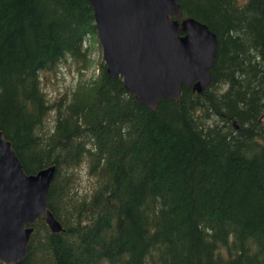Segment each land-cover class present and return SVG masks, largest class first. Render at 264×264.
<instances>
[{
    "label": "trees",
    "instance_id": "1",
    "mask_svg": "<svg viewBox=\"0 0 264 264\" xmlns=\"http://www.w3.org/2000/svg\"><path fill=\"white\" fill-rule=\"evenodd\" d=\"M178 1L217 35L212 80L153 111L100 58L44 92L43 72L91 66L87 0H0V130L25 172L56 164L63 227L39 217L15 264H264V0Z\"/></svg>",
    "mask_w": 264,
    "mask_h": 264
},
{
    "label": "water",
    "instance_id": "2",
    "mask_svg": "<svg viewBox=\"0 0 264 264\" xmlns=\"http://www.w3.org/2000/svg\"><path fill=\"white\" fill-rule=\"evenodd\" d=\"M106 72L121 77L134 98L155 111L167 97L179 101L181 86L202 93L210 85L217 35L192 17L178 0H87ZM56 164L25 172L10 140L0 130V261L15 264L26 255L43 216L52 232L63 230L47 207Z\"/></svg>",
    "mask_w": 264,
    "mask_h": 264
},
{
    "label": "rangeland",
    "instance_id": "3",
    "mask_svg": "<svg viewBox=\"0 0 264 264\" xmlns=\"http://www.w3.org/2000/svg\"><path fill=\"white\" fill-rule=\"evenodd\" d=\"M89 46L91 48L90 59L92 63L86 72L81 70V65L78 62L68 59L62 62L56 71L43 72L41 74L43 78L41 81L42 88L49 98L53 99L62 93L70 92L80 76L83 78L85 74L84 77L88 78L95 72L98 59L102 60V50L98 36L89 38ZM79 175L85 183L87 174L84 166L80 167Z\"/></svg>",
    "mask_w": 264,
    "mask_h": 264
}]
</instances>
